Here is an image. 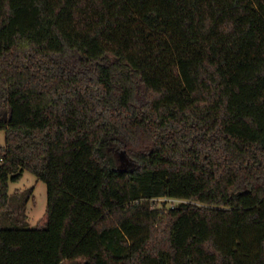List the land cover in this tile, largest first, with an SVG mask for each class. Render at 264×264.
Segmentation results:
<instances>
[{
	"label": "trees",
	"instance_id": "16d2710c",
	"mask_svg": "<svg viewBox=\"0 0 264 264\" xmlns=\"http://www.w3.org/2000/svg\"><path fill=\"white\" fill-rule=\"evenodd\" d=\"M0 131V264H264V0H0Z\"/></svg>",
	"mask_w": 264,
	"mask_h": 264
},
{
	"label": "rangeland",
	"instance_id": "374dc122",
	"mask_svg": "<svg viewBox=\"0 0 264 264\" xmlns=\"http://www.w3.org/2000/svg\"><path fill=\"white\" fill-rule=\"evenodd\" d=\"M6 144L5 131H0V147H4ZM119 164L124 168H131L133 163L126 159L124 155L118 154ZM33 189V194L27 202L25 209L26 221L25 223L29 227H36L41 219L47 213L48 207V185L46 182L40 180L35 174L30 171H25L21 180L17 182H10L9 194L10 203L13 205V209H16L15 213L3 212L1 215L2 221L7 227L19 226L21 221L19 206L25 201L27 191ZM180 200L159 198L153 201L152 207L167 210L170 207L177 205ZM18 222V223H17ZM62 264H85L83 260H65Z\"/></svg>",
	"mask_w": 264,
	"mask_h": 264
}]
</instances>
